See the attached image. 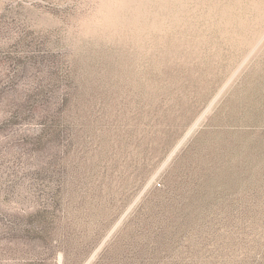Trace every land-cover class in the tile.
Wrapping results in <instances>:
<instances>
[{
    "label": "rangeland",
    "instance_id": "rangeland-1",
    "mask_svg": "<svg viewBox=\"0 0 264 264\" xmlns=\"http://www.w3.org/2000/svg\"><path fill=\"white\" fill-rule=\"evenodd\" d=\"M0 264H264V0H0Z\"/></svg>",
    "mask_w": 264,
    "mask_h": 264
}]
</instances>
